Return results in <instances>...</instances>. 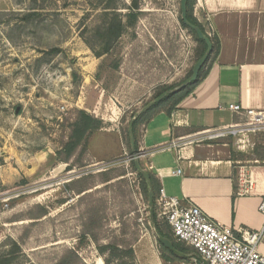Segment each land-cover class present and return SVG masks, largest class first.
I'll return each mask as SVG.
<instances>
[{
	"label": "rangeland",
	"instance_id": "rangeland-1",
	"mask_svg": "<svg viewBox=\"0 0 264 264\" xmlns=\"http://www.w3.org/2000/svg\"><path fill=\"white\" fill-rule=\"evenodd\" d=\"M139 1L142 14L128 26L132 0H0V264H57L72 251L81 264H139L143 237L152 241L143 248L159 247L129 160L128 128L188 79L202 47L182 27L181 0ZM120 20L124 33L110 42L107 28ZM82 111L105 132L90 133L68 168L58 154ZM221 139L238 148L244 136ZM249 139L255 147L244 157L253 160L257 147L263 153L264 132ZM120 141L126 154L97 160ZM110 170L125 175L103 184L100 175ZM79 179L92 187L80 196L68 187Z\"/></svg>",
	"mask_w": 264,
	"mask_h": 264
},
{
	"label": "crops",
	"instance_id": "crops-1",
	"mask_svg": "<svg viewBox=\"0 0 264 264\" xmlns=\"http://www.w3.org/2000/svg\"><path fill=\"white\" fill-rule=\"evenodd\" d=\"M195 16L219 38L218 58L206 78L174 110L158 108L139 125L138 150L145 152L140 163L154 181L157 198L164 189L169 197L198 206L221 225L258 232L264 229L260 210L264 169L240 167L260 163L257 152L255 160H249L244 157L246 150L227 139H209L208 134L246 121L229 105L264 111V0H197ZM103 130L98 134L104 135ZM116 149L97 160L109 162L127 153L124 141ZM177 170L182 174L175 175ZM149 240L143 237L135 249L139 264H171L161 258L159 247L143 248ZM178 244L188 250L187 255L193 254L191 247ZM259 250L264 254V246Z\"/></svg>",
	"mask_w": 264,
	"mask_h": 264
},
{
	"label": "built area",
	"instance_id": "built-area-1",
	"mask_svg": "<svg viewBox=\"0 0 264 264\" xmlns=\"http://www.w3.org/2000/svg\"><path fill=\"white\" fill-rule=\"evenodd\" d=\"M210 35H212L210 33ZM228 109L241 114L246 121L209 133V139L244 136L239 140L240 150L255 147L249 133L264 132V111L245 110L241 105H229ZM238 144V145H239ZM141 157L145 152L139 149ZM129 160L134 161L132 156ZM182 174L181 170L174 172ZM264 213V201L260 207ZM156 213L166 221L172 236L178 243L191 247L190 260L194 264H264V254L259 247L264 246V229L258 232L234 230L212 220L196 205H186L181 200L169 197L164 189L156 201Z\"/></svg>",
	"mask_w": 264,
	"mask_h": 264
},
{
	"label": "trees",
	"instance_id": "trees-1",
	"mask_svg": "<svg viewBox=\"0 0 264 264\" xmlns=\"http://www.w3.org/2000/svg\"><path fill=\"white\" fill-rule=\"evenodd\" d=\"M139 2H140L139 0H132L130 10H132L133 13L129 14L127 17L128 18V21H127L128 26H135L136 23L138 22V18L140 16V14H142L140 12L141 8H140ZM196 4H197V0H189L188 1V6H187L188 21L192 25L198 26L210 38V40L213 44V52H212L211 56L209 57L208 61L206 62L205 66L202 68L200 75H199V78L195 83L187 86L186 88H184L182 90L176 91V92L170 93L171 91H174L177 87L171 89L170 92L169 91L166 92V93H168V95L160 103L152 106L148 111L144 112L143 114H141L136 119L135 124H134V128H133V132L135 134V138H136V142H137V150H138V140H137L136 136H137V129H138L139 125L142 124L143 122H145L147 119H149L152 112L158 108L169 106L168 112H171L172 110H174L185 98L190 96L192 94V92L195 90V88L206 78L213 62L218 58V55L220 52L219 38L216 35H210V33L206 29L205 25L203 23H201V21L195 16ZM136 12H137V14H136ZM181 24H182V27L184 29L188 30L191 33L194 40L202 47L201 53L198 55V60L201 59L207 51L206 43L198 38L195 31L186 27V25L182 21V18H181ZM124 30H125V25L123 24V22L121 20L116 21V22L109 25V27L107 28V31H106V35L109 38L110 42L113 40L116 41L122 37ZM108 50L109 49H107V51ZM53 52L57 53L58 50L54 49ZM191 75H192V72H191L189 77H191ZM180 86H178V87H180ZM79 114L81 116V122L76 123L73 127L72 141L67 143L64 146V149L58 154V160L68 164V168H71L72 165L70 164V162L74 158V156L76 155L81 144L83 142H85L84 146H86L87 145L86 138L90 135V133H92L94 131H98L100 129L101 124H102L99 121L94 120L93 117H91L90 115H88L87 113H85L83 111L80 112ZM255 152H257V157H259V159H257V160L264 162V148H263V153H258L259 152L258 147L255 150ZM253 160H255V159H253ZM131 164H132V167L134 168L135 172H137L135 165H134V161H132ZM69 171H71V169H69ZM124 175H125V172H124V174H118L116 171L110 170V171H105L100 176H102L101 177L102 183L108 184V183L112 182L115 178L121 177ZM138 176L141 180V188L145 192V194L148 198V192L149 191H148L146 182L144 180V177L141 174H138ZM87 181H88L87 179L74 180V181H71L69 183L70 185H68V187H69L71 192L76 193L77 195L80 196V195H82V194H84L87 191L92 189V187H90V185L87 184ZM151 182H152V187H153L154 205H155L153 226L159 235L172 240L175 248L178 251L187 254L188 250L186 248H184V246L178 244L175 241V239L173 238L172 231H171V228L168 225V223L166 221H162L158 218L157 213H156V200H157L156 188H155V184H154V181L152 180V178H151ZM109 185H107V186H109ZM93 213H96V211ZM111 246L112 245L101 247V252H105L106 250H109V248H111ZM159 248H160L161 258L166 263L174 264L176 262H188L190 260V258H181V257L176 256L170 250L165 248L160 242H159ZM117 253L114 252V256L117 258H120L121 255H119ZM127 254L130 255L131 258H133L134 257L133 249H130L127 252ZM57 264H81V258L76 252L72 251L69 254L65 255Z\"/></svg>",
	"mask_w": 264,
	"mask_h": 264
},
{
	"label": "water",
	"instance_id": "water-1",
	"mask_svg": "<svg viewBox=\"0 0 264 264\" xmlns=\"http://www.w3.org/2000/svg\"><path fill=\"white\" fill-rule=\"evenodd\" d=\"M188 1L189 0H181L182 21L186 25V27H188L189 29L196 32V34L200 40H202L206 43L207 51L204 54V56L201 59H199L197 61V63L195 64L191 77H189L180 87H178L174 91H171L170 93L182 90V89L186 88L187 86L195 83L199 78V75H200L202 68L205 66L206 62L208 61L209 57L211 56V54L213 52V44H212L210 38L198 26L192 25L188 21V12H187ZM167 95H168V93H164L160 97H158L157 99H155L154 101H152L151 103L146 105L139 113H137L134 116V118L130 122L129 128H128V137H129V142H130L131 156L134 160V165H135V168H136L138 174H141L144 177V180L146 182V185H147V188L149 191L148 192V201H149L148 207H149V217H150V221L152 224H154L155 205H154V193H153V187H152V182H151V176L141 166V163H140L141 154H140L139 150H137V142H136L135 134L133 132V128H134V124H135L136 119L141 114L148 111L152 106L160 103ZM158 240L165 248L170 250L176 256L181 257V258H191L190 255H187L185 253L178 251L175 248L172 240L165 238L161 235H158Z\"/></svg>",
	"mask_w": 264,
	"mask_h": 264
}]
</instances>
